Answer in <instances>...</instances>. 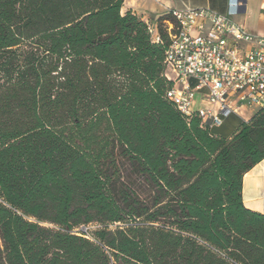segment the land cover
<instances>
[{"label":"trees","instance_id":"trees-1","mask_svg":"<svg viewBox=\"0 0 264 264\" xmlns=\"http://www.w3.org/2000/svg\"><path fill=\"white\" fill-rule=\"evenodd\" d=\"M123 2L0 0V264H264V107L229 139L187 121L174 21L154 44Z\"/></svg>","mask_w":264,"mask_h":264},{"label":"built area","instance_id":"built-area-1","mask_svg":"<svg viewBox=\"0 0 264 264\" xmlns=\"http://www.w3.org/2000/svg\"><path fill=\"white\" fill-rule=\"evenodd\" d=\"M167 14L175 25L165 22L170 42L164 65L174 78L165 75L173 82L165 98L183 118L197 117L211 130L240 108L264 107V38L208 9ZM147 31L152 43L161 44L156 21L147 23Z\"/></svg>","mask_w":264,"mask_h":264},{"label":"crops","instance_id":"crops-1","mask_svg":"<svg viewBox=\"0 0 264 264\" xmlns=\"http://www.w3.org/2000/svg\"><path fill=\"white\" fill-rule=\"evenodd\" d=\"M187 9H208L220 15H230L233 23L242 26L252 35L264 38V0H124L120 13L124 15L131 12L155 22V19L169 11ZM197 104L201 105L200 102ZM251 117L250 110L240 108L226 119L233 120L236 130L242 122H247ZM213 129L210 133L216 137ZM234 132L228 134L225 139H229ZM261 166H264V160L243 177L242 201L246 209L264 215V168ZM247 180L250 181L247 183Z\"/></svg>","mask_w":264,"mask_h":264},{"label":"rangeland","instance_id":"rangeland-1","mask_svg":"<svg viewBox=\"0 0 264 264\" xmlns=\"http://www.w3.org/2000/svg\"><path fill=\"white\" fill-rule=\"evenodd\" d=\"M230 16V15H228ZM158 19V18H157ZM155 19V21L157 20ZM164 75H167V77H169L170 79L174 78V75L169 71L166 70L164 71ZM253 114V112L255 111L254 109L250 110ZM235 131V124L233 122V120L231 118L228 119H224V123L220 128H215L212 130V132L220 138H225L228 134L233 133ZM262 168H264V166H261ZM250 180H247V183ZM97 227L95 225L90 226L88 229H86L85 231H93L95 230Z\"/></svg>","mask_w":264,"mask_h":264}]
</instances>
